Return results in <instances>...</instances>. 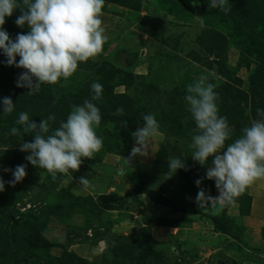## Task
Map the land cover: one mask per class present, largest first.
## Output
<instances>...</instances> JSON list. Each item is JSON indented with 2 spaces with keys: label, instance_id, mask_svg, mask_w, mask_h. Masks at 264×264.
<instances>
[{
  "label": "rangeland",
  "instance_id": "rangeland-1",
  "mask_svg": "<svg viewBox=\"0 0 264 264\" xmlns=\"http://www.w3.org/2000/svg\"><path fill=\"white\" fill-rule=\"evenodd\" d=\"M196 3L105 0L101 19L108 40L102 52L81 63L67 83L44 84L31 95L17 87L25 70L8 66L0 49V264H241L216 249L227 236L247 246L242 218L255 200L264 204V180L234 205L215 212L198 207L200 188L213 197L218 190L206 178L213 158L206 166L191 158L196 125L184 97L194 78L214 74L218 115L231 129L225 148L258 118L257 109L264 110V0H228L227 13L210 9L209 0ZM20 15L17 9L5 18L3 30L12 41L30 32L27 24L16 25ZM94 82L103 87L102 98L93 101L103 147L84 158L78 172L53 180L25 159L30 153L21 146L34 134L16 121L21 112L37 124L54 116L51 134L73 106L91 99ZM6 97L15 105L10 114L3 112ZM118 108L122 115H114ZM144 114L155 115L160 134L150 139L147 157L129 164L132 133L144 126ZM171 158L186 168L170 172ZM18 165H26V176L13 187L12 172L4 169ZM80 177L89 180L86 188ZM177 227L196 229L179 241ZM147 234L154 240L144 244Z\"/></svg>",
  "mask_w": 264,
  "mask_h": 264
},
{
  "label": "clouds",
  "instance_id": "clouds-1",
  "mask_svg": "<svg viewBox=\"0 0 264 264\" xmlns=\"http://www.w3.org/2000/svg\"><path fill=\"white\" fill-rule=\"evenodd\" d=\"M105 0H0V49L7 57V65L25 71L18 77L17 87L28 88V94L40 91L41 85H56L62 80L67 83L76 73L81 63L94 60L103 50L108 40L101 19ZM193 0V7H196ZM210 9L230 11L228 0H209ZM19 9L21 15L15 23L30 28L28 34H18L15 41L10 40L3 30L5 18L11 17ZM203 26V18H201ZM17 56L19 62L17 63ZM213 73L201 74L186 86V107L193 118L196 128L191 137L190 148L194 149L191 158L201 166H207L206 178L214 180L219 192L216 197L206 195L200 188L201 180L195 183L200 190L196 203L201 209L214 212L234 205L236 198L259 180H264V110L257 109V119L244 127L242 135L225 148L231 136V129L225 117L218 115V94L213 81ZM93 95L82 105L73 106L66 122L51 134L50 121L55 117L37 124L30 120L28 113L21 112L16 121L23 126L24 133H33L34 141L25 142L21 151L29 152L25 159L34 167L45 169L53 180L57 175L64 176L78 172L82 160L92 159L103 147V140L96 133L101 124L100 109L93 101L102 98L103 87L100 83L91 85ZM15 105L10 97L3 99V112L10 114ZM118 108L114 115H122ZM144 126L132 133L136 146H133L130 161L137 156L149 155V141L158 136L160 125L154 114L142 116ZM127 126V121L122 122ZM18 129L13 127L11 135ZM170 172L185 169L184 161L171 158L168 162ZM11 171L13 179L8 184L15 186L26 176V165H18ZM123 174V173H121ZM80 185H89L86 177H80ZM5 190V182L0 178V192Z\"/></svg>",
  "mask_w": 264,
  "mask_h": 264
},
{
  "label": "crops",
  "instance_id": "crops-1",
  "mask_svg": "<svg viewBox=\"0 0 264 264\" xmlns=\"http://www.w3.org/2000/svg\"><path fill=\"white\" fill-rule=\"evenodd\" d=\"M218 195L217 191L216 196ZM256 203L255 200L251 213L242 218L243 226L246 228L247 236L244 237L247 240V246L239 243L235 238L227 236L228 240L223 237L222 247L216 249V251L223 250L227 256L241 264H264V204L257 203L256 206ZM195 229L196 227H177L176 236L179 241L188 240L192 238V232ZM255 249L258 251L255 252Z\"/></svg>",
  "mask_w": 264,
  "mask_h": 264
},
{
  "label": "trees",
  "instance_id": "trees-1",
  "mask_svg": "<svg viewBox=\"0 0 264 264\" xmlns=\"http://www.w3.org/2000/svg\"><path fill=\"white\" fill-rule=\"evenodd\" d=\"M152 240H154V239H152L151 235L147 234L146 237L144 238V244L150 243V242H152Z\"/></svg>",
  "mask_w": 264,
  "mask_h": 264
}]
</instances>
